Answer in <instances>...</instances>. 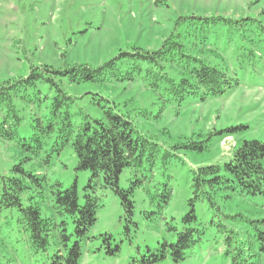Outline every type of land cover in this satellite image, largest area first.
I'll return each instance as SVG.
<instances>
[{
	"label": "rangeland",
	"instance_id": "rangeland-1",
	"mask_svg": "<svg viewBox=\"0 0 264 264\" xmlns=\"http://www.w3.org/2000/svg\"><path fill=\"white\" fill-rule=\"evenodd\" d=\"M191 16L243 20L233 24L193 23L187 18ZM178 32L186 36L187 53L223 68L239 85L221 97L202 101L189 96L181 103L164 102L165 94L160 98L158 92L140 79L67 85V91L75 97L98 94L120 104L130 110L143 132L166 147L179 138H204L240 125L246 129L235 135L214 137L207 152H181L180 158H174L165 167L159 162L154 173L147 167L137 172L125 168L119 186L124 189L133 186L135 209L131 221L119 196L111 188L98 185L96 190L103 207L89 232L91 239L83 245L79 264H143L149 248L158 249L166 240H176L171 226L183 228L182 216L190 210L191 169L224 162L242 139L264 141V0H0V84L7 79L26 77L34 67L98 66L121 52L137 48L156 50L172 33ZM120 67L122 71L129 68L126 62L120 63ZM168 72L174 77L178 75L172 69ZM42 89L49 99L53 97L54 91L49 86ZM16 102L21 117L18 132L29 138L34 132L36 115L42 113L41 104L37 100L27 106ZM161 104L166 107L160 117L151 118ZM78 105L94 117L101 116L96 105ZM4 115L5 107L0 105V121ZM74 120L78 121L79 116L75 115ZM17 150L15 141L0 137V191L2 176L10 175ZM76 166L73 149L67 146L55 158L49 176L52 181L60 180L64 187L76 182L82 204L90 172L77 170ZM137 180L140 182L133 184ZM167 180L173 196L170 204L161 208L157 201H151L147 190L154 193ZM251 207L264 208V196L235 197L225 211L257 215ZM195 211L198 226L205 230L202 240L187 251L183 261L175 262L168 254L153 264H232L231 255L226 253L224 233L211 223L218 217L206 202H198ZM50 213L43 209L44 216ZM17 217L16 209L0 210V264L48 261L47 254H37L30 248ZM69 222L68 230L72 231L73 223ZM105 234L112 236L110 245L101 237ZM116 245L120 250L109 254L108 250ZM256 262L264 264V256Z\"/></svg>",
	"mask_w": 264,
	"mask_h": 264
},
{
	"label": "trees",
	"instance_id": "trees-1",
	"mask_svg": "<svg viewBox=\"0 0 264 264\" xmlns=\"http://www.w3.org/2000/svg\"><path fill=\"white\" fill-rule=\"evenodd\" d=\"M187 18L193 23L207 24H233L243 20L222 16ZM185 37L180 32L172 33L156 50L137 48L121 52L98 66L34 67L26 77L7 79L0 84V105L5 107L0 137L15 141L18 146L10 175L1 179L0 210L18 211L17 223L27 236L30 248L48 256L43 264H79L83 245L91 239L89 232L103 207L96 190L98 185L111 188L119 196L131 221L135 209L133 186L128 189L119 186L125 168L137 172L147 167L154 173L159 162L165 167L174 158H180L181 152H207L212 148L214 137L231 136L246 129L240 125L218 130L204 138H179L166 147L159 139L143 132L130 110L120 104L98 94L75 97L67 91V85L140 79L153 92H158L160 98L165 94L164 102L181 103L189 96L202 101L221 97L239 85L223 68L187 53ZM122 62L128 64V71H122ZM168 69L178 75H170ZM42 86L54 91L52 98L44 94ZM16 100L26 106L35 104V100L41 104L42 113L36 115L34 132L29 138L18 132L21 117ZM78 104L96 105L101 116H92ZM165 107L166 104H161L151 118L158 119ZM75 115L79 116L78 121L74 120ZM143 115L147 117L148 114L144 112ZM67 146L73 149L77 159L76 169L90 172L82 204L76 182L64 187L60 180L52 181L49 176L55 158ZM191 173L190 210L182 216L183 228L171 226L176 240H166L158 249L149 248L148 255L143 256V264H153L168 254L175 262L187 257V251L200 242L205 233L204 228L198 226L195 211L198 202H206L218 217L211 223L224 233L226 253L231 255L232 264H257L256 261L264 256V208L251 207L252 212L257 213L252 216L241 211L226 212L225 206L235 197L264 196V141L242 139L227 160L199 165L191 169ZM147 191L151 201H157L161 208L172 200L173 188L168 180L157 186L154 193ZM43 209L51 211L50 215L44 216ZM69 220L73 223L72 231L68 230ZM101 237L110 245L111 234ZM119 250L116 245L108 252L115 254Z\"/></svg>",
	"mask_w": 264,
	"mask_h": 264
}]
</instances>
